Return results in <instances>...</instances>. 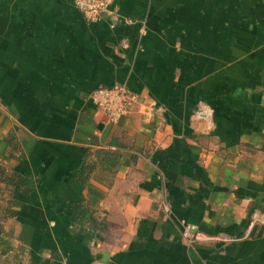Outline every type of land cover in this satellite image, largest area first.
Returning a JSON list of instances; mask_svg holds the SVG:
<instances>
[{
  "label": "crops",
  "instance_id": "1",
  "mask_svg": "<svg viewBox=\"0 0 264 264\" xmlns=\"http://www.w3.org/2000/svg\"><path fill=\"white\" fill-rule=\"evenodd\" d=\"M116 84L138 98L106 125L90 93ZM254 215L264 0H113L92 22L0 0V264H264ZM182 221L230 240L189 245Z\"/></svg>",
  "mask_w": 264,
  "mask_h": 264
},
{
  "label": "built area",
  "instance_id": "2",
  "mask_svg": "<svg viewBox=\"0 0 264 264\" xmlns=\"http://www.w3.org/2000/svg\"><path fill=\"white\" fill-rule=\"evenodd\" d=\"M73 4L90 22L112 14L113 0H73ZM137 98V95L123 84L99 86L90 93V100L102 113L106 125L116 124ZM164 210L168 211V207L164 206ZM255 224L264 226V215H254L251 225ZM181 236L189 245L215 240H230L224 235L200 231L195 224L186 221L181 223Z\"/></svg>",
  "mask_w": 264,
  "mask_h": 264
},
{
  "label": "trees",
  "instance_id": "3",
  "mask_svg": "<svg viewBox=\"0 0 264 264\" xmlns=\"http://www.w3.org/2000/svg\"><path fill=\"white\" fill-rule=\"evenodd\" d=\"M21 185H27V184H31L32 182L27 179V178H22L20 179V182H19ZM26 191V190H25Z\"/></svg>",
  "mask_w": 264,
  "mask_h": 264
}]
</instances>
